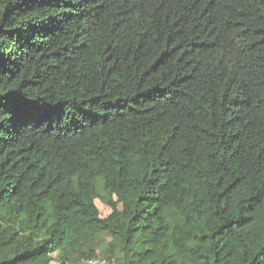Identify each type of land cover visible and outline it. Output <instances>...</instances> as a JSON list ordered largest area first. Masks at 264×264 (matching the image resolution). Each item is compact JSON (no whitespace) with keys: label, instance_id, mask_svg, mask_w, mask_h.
<instances>
[{"label":"trees","instance_id":"16d2710c","mask_svg":"<svg viewBox=\"0 0 264 264\" xmlns=\"http://www.w3.org/2000/svg\"><path fill=\"white\" fill-rule=\"evenodd\" d=\"M92 259L264 264V0H0V264Z\"/></svg>","mask_w":264,"mask_h":264},{"label":"rangeland","instance_id":"374dc122","mask_svg":"<svg viewBox=\"0 0 264 264\" xmlns=\"http://www.w3.org/2000/svg\"><path fill=\"white\" fill-rule=\"evenodd\" d=\"M102 214H107L109 212L108 208L105 205L100 204ZM76 249L78 252L83 251L82 243L80 237L76 238Z\"/></svg>","mask_w":264,"mask_h":264},{"label":"built area","instance_id":"2783aa9c","mask_svg":"<svg viewBox=\"0 0 264 264\" xmlns=\"http://www.w3.org/2000/svg\"><path fill=\"white\" fill-rule=\"evenodd\" d=\"M86 264H105V263L100 261L99 259H92V260L86 262Z\"/></svg>","mask_w":264,"mask_h":264}]
</instances>
